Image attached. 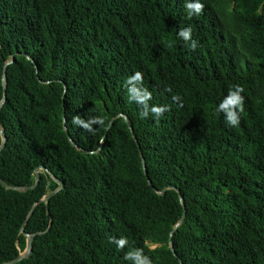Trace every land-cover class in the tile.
Returning a JSON list of instances; mask_svg holds the SVG:
<instances>
[{
    "label": "trees",
    "instance_id": "1",
    "mask_svg": "<svg viewBox=\"0 0 264 264\" xmlns=\"http://www.w3.org/2000/svg\"><path fill=\"white\" fill-rule=\"evenodd\" d=\"M201 2L0 0V264H264V0Z\"/></svg>",
    "mask_w": 264,
    "mask_h": 264
},
{
    "label": "clouds",
    "instance_id": "2",
    "mask_svg": "<svg viewBox=\"0 0 264 264\" xmlns=\"http://www.w3.org/2000/svg\"><path fill=\"white\" fill-rule=\"evenodd\" d=\"M205 5L201 0H186L185 8L188 12L189 17L192 15H200L203 12ZM179 37L184 41H192V28H182L179 33ZM197 43L192 41L191 48L195 50ZM143 73L137 71L134 75L130 76L126 82V86L131 84V88H127L130 101H136L137 104L143 106V111L141 112V118H146L149 113L154 117H161L166 111H169L168 105H150L149 101L152 98V93L148 91L147 88L142 87L143 85ZM140 85L137 87L136 85ZM166 91H171V88H167ZM244 88L236 84L229 88L228 94L219 103L216 111L222 112L225 115L226 123L231 127H237L240 124L241 114L245 111L244 103L245 97L242 95ZM181 100L179 95L173 97V101L178 102ZM182 107L183 105L180 104ZM73 123L77 126L83 127L87 131H94L93 125L100 124L104 125L105 121L102 117H92L87 121L81 119L80 117H74ZM112 242L116 243L117 246L123 249L127 244L128 240L126 238H112ZM126 260L134 261V264H152L150 257L146 256L142 248H136L126 253Z\"/></svg>",
    "mask_w": 264,
    "mask_h": 264
},
{
    "label": "water",
    "instance_id": "3",
    "mask_svg": "<svg viewBox=\"0 0 264 264\" xmlns=\"http://www.w3.org/2000/svg\"><path fill=\"white\" fill-rule=\"evenodd\" d=\"M4 75H5V74H4ZM4 75H3V79H4ZM64 123H65V120H64V116H63V124H64ZM64 129H65V131H66V133H67V129H66L65 126H64ZM0 131H1V138H2V144L0 145V150H1V149L3 148V146H4L5 135H4V132L2 131V129H0ZM67 136H68L70 142L74 145V143H73L72 140L70 139L68 133H67ZM133 138H134V140L136 141V138L134 137V135H133ZM142 162H143V159H142ZM37 180H38V177L36 176V180H35L34 185H32V186H30V187L21 188V189H22V190H27V189H29V188H33V187L37 184ZM0 183H1L3 186H5L6 188H9L8 185H7L2 179H0ZM59 188H61L60 183H59ZM53 192H55V191H53ZM53 192H52L51 194H53ZM51 194H49V195L44 199V201H46V200L51 196ZM178 195H179V199H180V201H181V200H182V196H181V194H180L179 192H178ZM172 233H173V230L171 231L170 235H171ZM32 238H33L32 235L28 236V238H27V243H26V248H25V250L21 253V255H20L18 258L14 259V260H12V261H10V262H7V263H5V264H15V263H17L21 258H26V257H28V256L30 255V253H31ZM169 243H170V248H171L172 251H173L172 244H171V237L169 238Z\"/></svg>",
    "mask_w": 264,
    "mask_h": 264
}]
</instances>
